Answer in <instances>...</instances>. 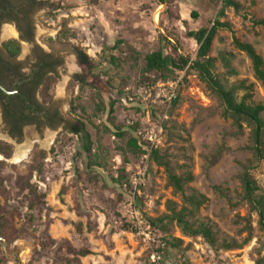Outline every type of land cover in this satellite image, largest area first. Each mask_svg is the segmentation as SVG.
<instances>
[{"label":"rangeland","instance_id":"rangeland-1","mask_svg":"<svg viewBox=\"0 0 264 264\" xmlns=\"http://www.w3.org/2000/svg\"><path fill=\"white\" fill-rule=\"evenodd\" d=\"M38 1L31 14L33 38L20 43L14 61L26 71L35 45L62 61L37 93L44 108L58 112L59 122L54 128L26 127L20 138L10 139L0 107V149L6 144L10 151L9 158L0 154V264H264V230L242 181L249 171L264 196V162L252 151V125L242 121L238 129L189 67L176 106L147 93L167 81L161 76L170 80L180 71H147L146 57L162 51L172 60H194L198 45L189 34L212 26L221 1ZM236 2L219 18L229 28L217 31L209 57L225 87L252 84L259 103L263 85L234 42L252 45L264 61V27L255 24L264 18V0ZM8 28L15 32L11 24L0 25V46L17 38L5 37ZM76 50L87 54L89 66L80 65ZM76 123L90 135L88 153L68 129ZM159 125L161 164L152 152L128 146ZM49 135L54 140L46 146ZM24 145L31 146L27 157L13 161ZM169 173L191 175L185 196L202 195L205 204L195 209L174 193ZM21 178L29 180L33 194ZM168 201L176 211L192 210L189 220L209 227L214 245L168 220L150 224L169 214ZM175 239L178 247L172 246Z\"/></svg>","mask_w":264,"mask_h":264},{"label":"trees","instance_id":"trees-1","mask_svg":"<svg viewBox=\"0 0 264 264\" xmlns=\"http://www.w3.org/2000/svg\"><path fill=\"white\" fill-rule=\"evenodd\" d=\"M25 1V2H24ZM36 1V2H34ZM160 5H164L168 0H157ZM192 1V0H189ZM214 2H220L222 8L214 20L210 28H201L196 32H190L189 37L193 39L198 45L197 54L194 60H189L185 58H180L179 60H172L169 57L164 56L162 51L154 52L146 57V70L152 71L155 73H164L171 71V68L183 71L186 67L195 71L199 74L202 81L211 89L222 101L224 106V113L233 119L234 124L238 129L242 128V121H246L252 125V139L253 147L252 151L257 162H264V101L255 102L253 100L254 87L252 84L247 85L245 81H240L231 88L225 87L221 81L214 74V60L209 57V50H211L214 37L218 30L228 29L229 26L225 22H220L219 18L224 15L225 8H237L238 4L236 0H211ZM26 4V8L23 7V4ZM38 0H1L0 1V25L6 19L3 11L6 8H20L25 15V19L30 18V24L32 25L31 14L35 10V7L39 5ZM191 18L196 20L198 18L197 13L193 12ZM25 22V21H23ZM22 22V23H23ZM256 25L264 27V18L257 20ZM33 38L32 34L28 33L26 39L31 41ZM236 48L245 53L252 62V67L254 71V76L264 88V61L262 57L256 52L254 47L248 43H242L238 40L234 42ZM2 49L0 50V55L4 56L6 51L9 57L14 60L19 54V44L16 41H8L2 44ZM76 56L80 65L86 67L89 66L90 59L81 50H76ZM163 80H168L165 76H161ZM47 79H45L46 82ZM45 82L43 85H45ZM241 93L239 96L238 93ZM179 103V98L173 103V106H176ZM112 108V105H111ZM112 113V109L110 110ZM22 119V118H20ZM70 133L76 135L80 141L83 143L84 152L88 153L91 151V139L89 133L86 131L82 123H76L69 128ZM143 139L138 137H133L129 140L128 146L137 151L143 150ZM5 149H0V154L4 155L6 158L10 157V151H8V145L4 144ZM157 150L152 152L153 159L158 161ZM159 162V161H158ZM160 163V162H159ZM161 164V163H160ZM2 165V164H0ZM167 168V167H166ZM30 177V176H29ZM25 185L24 189L30 190L31 194L34 193V190L29 186V180L27 178L20 179ZM192 181L191 175H188L186 178L179 177L172 173L168 175L169 186L172 187L174 193L180 194L183 196L184 200L188 205L193 208H199L202 204H205L207 199L202 195H193L190 197L185 196V185ZM242 181L244 184L245 199L252 206L253 210L259 216V224L264 230V196L258 195V186L252 175L249 171H246L243 174ZM37 204V201L35 202ZM33 206H30V209H33ZM176 204L173 201L167 202V211L168 215L162 217L159 220H150V224L155 225V221L160 223L163 220H168L169 222L177 223L184 234L187 236H201L207 243L214 245L215 240L211 229L205 225L194 226L193 223L189 220L193 215L192 210L188 208H182L179 211L175 209ZM33 217H31V220ZM132 229L130 225H124V228ZM174 240L172 242L173 247H178V244Z\"/></svg>","mask_w":264,"mask_h":264},{"label":"flooded vegetation","instance_id":"flooded-vegetation-1","mask_svg":"<svg viewBox=\"0 0 264 264\" xmlns=\"http://www.w3.org/2000/svg\"><path fill=\"white\" fill-rule=\"evenodd\" d=\"M23 7H27L25 3ZM3 14L6 18L3 23L14 27L17 38L13 41L19 45L22 42L29 44L31 41L27 40L26 36L33 31L29 16L25 19L20 8L10 7L6 8ZM3 52L4 56L0 55V107L6 136L16 140L26 127L39 129L43 125L54 128L59 122L58 112L44 108L43 104L38 102L37 93L45 79L56 74V69L62 65V61L35 45L32 47L33 61L25 71L6 51Z\"/></svg>","mask_w":264,"mask_h":264},{"label":"built area","instance_id":"built-area-1","mask_svg":"<svg viewBox=\"0 0 264 264\" xmlns=\"http://www.w3.org/2000/svg\"><path fill=\"white\" fill-rule=\"evenodd\" d=\"M185 72L180 71L177 76L167 80L165 82H159L155 86L151 87L147 93L153 96L155 102H159L162 105H167L170 107L173 103L180 97L181 90L184 87ZM163 133V126L159 125L153 130L147 131L142 137L144 145L143 150L149 155L151 152L157 149L158 145L161 143ZM137 182V181H136ZM139 183V182H137ZM135 186V190L132 194V204L136 201V194L139 193ZM133 213L137 216L135 209Z\"/></svg>","mask_w":264,"mask_h":264},{"label":"bare ground","instance_id":"bare-ground-1","mask_svg":"<svg viewBox=\"0 0 264 264\" xmlns=\"http://www.w3.org/2000/svg\"><path fill=\"white\" fill-rule=\"evenodd\" d=\"M4 34H5V37L15 36V32L9 28L5 29ZM53 140H54V136L49 135L46 141H44L45 142L44 144H46V146H49L50 144H52ZM30 151H31L30 145L20 146L17 148V151L15 152L12 160L17 163L21 162L27 157Z\"/></svg>","mask_w":264,"mask_h":264},{"label":"water","instance_id":"water-1","mask_svg":"<svg viewBox=\"0 0 264 264\" xmlns=\"http://www.w3.org/2000/svg\"><path fill=\"white\" fill-rule=\"evenodd\" d=\"M0 89L2 90V87H0ZM0 241H2V239L0 238ZM3 242V241H2Z\"/></svg>","mask_w":264,"mask_h":264}]
</instances>
